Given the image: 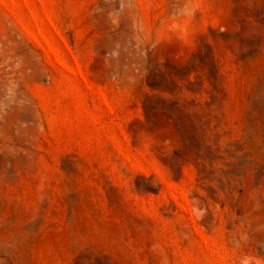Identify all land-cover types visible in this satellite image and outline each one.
<instances>
[{"label":"rangeland","instance_id":"rangeland-1","mask_svg":"<svg viewBox=\"0 0 264 264\" xmlns=\"http://www.w3.org/2000/svg\"><path fill=\"white\" fill-rule=\"evenodd\" d=\"M176 3L0 0L11 264H264V0Z\"/></svg>","mask_w":264,"mask_h":264},{"label":"clouds","instance_id":"clouds-1","mask_svg":"<svg viewBox=\"0 0 264 264\" xmlns=\"http://www.w3.org/2000/svg\"><path fill=\"white\" fill-rule=\"evenodd\" d=\"M203 5L204 0H177L173 12L166 17L167 25L162 22L160 31L182 43H195L194 25Z\"/></svg>","mask_w":264,"mask_h":264},{"label":"bare ground","instance_id":"bare-ground-1","mask_svg":"<svg viewBox=\"0 0 264 264\" xmlns=\"http://www.w3.org/2000/svg\"><path fill=\"white\" fill-rule=\"evenodd\" d=\"M243 51V50H242ZM245 52V51H244ZM242 54V53H241ZM240 54V55H241ZM245 54H246V52H245ZM242 56V55H241ZM244 57V56H243ZM256 78V77H255ZM258 79V78H257ZM260 79V78H259ZM261 81H264V80H262L261 79ZM256 82V81H255ZM260 82V81H259ZM262 83V82H261ZM256 90H258V89H256ZM259 91V90H258ZM260 93H262L261 91H259ZM257 94V93H256ZM257 96V95H256ZM262 97H264V95H261ZM260 96V97H261ZM259 97V96H258ZM262 97H261V99H262ZM254 99H255V97H254ZM257 99V98H256ZM257 101H260V100H257ZM255 102V101H254ZM259 104V103H258ZM202 206V205H201ZM203 207V206H202ZM198 208V210L200 211L201 209L199 208V207H197ZM205 208V207H204ZM196 211V210H195ZM205 214V213H204ZM10 245V244H9ZM8 244H6V243H4V242H1V240H0V264H11V262L12 261H15L14 259H17V258H14L15 257V255H16V252L9 246ZM85 254H87V252L85 253ZM84 255V254H83ZM18 256H20V255H18ZM79 257H80V255H79ZM79 257H78V259H76V260H79ZM82 257V256H81ZM85 257V256H84ZM90 257V256H89ZM20 258V257H19ZM18 258V259H19ZM17 259V260H18ZM17 262H19V261H17ZM75 262V261H74ZM79 263V262H78ZM81 264H83L82 262H80ZM74 264V263H73ZM75 264H77V263H75ZM94 264V263H93Z\"/></svg>","mask_w":264,"mask_h":264}]
</instances>
